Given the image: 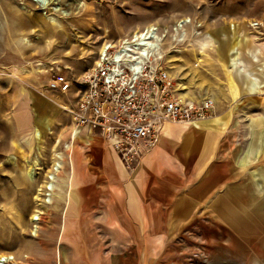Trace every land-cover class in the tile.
Listing matches in <instances>:
<instances>
[{
	"label": "rangeland",
	"instance_id": "1",
	"mask_svg": "<svg viewBox=\"0 0 264 264\" xmlns=\"http://www.w3.org/2000/svg\"><path fill=\"white\" fill-rule=\"evenodd\" d=\"M262 15L264 0H0V258L64 264L56 201L34 228L37 191L53 152L69 139L76 93L102 46L154 25L168 31L167 60L178 93L191 101L212 98L216 109L207 120L230 117L227 153L245 185L236 196L233 186L224 187L220 200L205 207L178 239L175 264H264L263 56L252 61ZM183 19L192 20L188 39L176 43L172 30ZM235 47L247 70L261 79L259 93L248 92L247 82L231 71ZM56 73L71 83L69 93L47 88ZM35 158L40 167L31 177ZM68 181L67 165L58 198Z\"/></svg>",
	"mask_w": 264,
	"mask_h": 264
},
{
	"label": "crops",
	"instance_id": "2",
	"mask_svg": "<svg viewBox=\"0 0 264 264\" xmlns=\"http://www.w3.org/2000/svg\"><path fill=\"white\" fill-rule=\"evenodd\" d=\"M257 21L260 40L253 63L258 55L264 60V15ZM231 54V71L247 82L248 92L259 93L262 81L247 70L239 48ZM229 119L168 123L158 146L134 170L98 137L89 138L87 146L77 144L67 164V192L56 198L64 264H175L178 239L205 207L220 200L224 187L233 186L234 196L245 187L227 153Z\"/></svg>",
	"mask_w": 264,
	"mask_h": 264
},
{
	"label": "built area",
	"instance_id": "3",
	"mask_svg": "<svg viewBox=\"0 0 264 264\" xmlns=\"http://www.w3.org/2000/svg\"><path fill=\"white\" fill-rule=\"evenodd\" d=\"M191 25L190 19L177 23L173 41L186 43ZM196 28L200 30L202 24ZM167 38L168 31L153 25L102 46L95 67L76 93L69 139L53 152L51 167L37 191L34 228L38 229L45 209L55 204L61 175L77 144L87 146L89 138L98 137L116 151L126 169L134 170L158 146L165 123L194 125L213 116L212 98L191 101L178 93L167 60ZM46 86L62 94L71 90V83L57 73Z\"/></svg>",
	"mask_w": 264,
	"mask_h": 264
},
{
	"label": "bare ground",
	"instance_id": "4",
	"mask_svg": "<svg viewBox=\"0 0 264 264\" xmlns=\"http://www.w3.org/2000/svg\"><path fill=\"white\" fill-rule=\"evenodd\" d=\"M178 23V22H177ZM252 24V23H251ZM150 26H153V25H150ZM197 35H199V36H201L202 35V33H200V32H198L197 33ZM209 38V37H208ZM184 97V96H183ZM63 109H65V110H67V111H69V109L70 108H68V107H65V106H63V105H60ZM71 111V110H70ZM168 123H175V122H167V123H165V125L163 126V129H162V133H161V137H162V135H163V132H164V130H165V128H166V125L168 124ZM176 124H183V125H191V124H189V123H176ZM161 137H160V139H161ZM160 141V140H159ZM29 166H30V168L28 169V171H27V175H29V176H31V177H33V173H32V171H34V170H36V169H38V167H40V161L38 160V159H34L33 161H31L30 163H29ZM31 221V220H30ZM15 260V258L14 257H6L5 255L4 256H1V258H0V264H10L12 261H14Z\"/></svg>",
	"mask_w": 264,
	"mask_h": 264
}]
</instances>
